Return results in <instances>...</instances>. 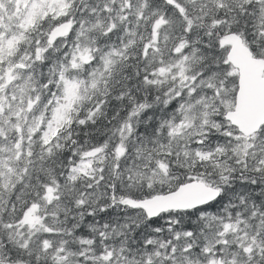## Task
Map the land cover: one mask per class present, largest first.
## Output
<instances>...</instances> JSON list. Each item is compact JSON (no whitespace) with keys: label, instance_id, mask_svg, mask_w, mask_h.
<instances>
[{"label":"rangeland","instance_id":"1","mask_svg":"<svg viewBox=\"0 0 264 264\" xmlns=\"http://www.w3.org/2000/svg\"><path fill=\"white\" fill-rule=\"evenodd\" d=\"M61 1L0 0V216H6L8 223L0 226V232L13 231L17 219H23L22 224L37 233L39 230L44 238L45 264H264V187L256 180L247 182L249 174L264 179V130L245 138L226 122V114L235 106L237 72L220 62L225 56L221 45L216 52L207 53L199 46L201 39L190 43L182 35V28L186 35L190 30L184 4L191 1L195 11L202 14L212 7L208 5L211 0H178L175 10L166 9L159 0H69L72 7L78 3L73 10L77 27L75 24L70 39L52 46L47 36L43 37L38 60L42 65L53 61L52 68L44 71L46 77L45 66L39 76L35 68L39 62L33 51L23 60V51L16 50L15 45L38 15L43 17L39 23L47 16L54 22L66 17L70 12L60 5ZM223 1L239 8L253 5L258 12L251 14L256 16V27H263L264 38V0ZM247 13L251 16L249 11L244 16ZM244 18L249 21V17ZM244 18L236 17L233 22L238 25L245 22ZM225 26V33L230 32L228 21ZM34 44L31 38L27 46L32 48ZM135 52L145 65L142 73L148 80L153 77V84L162 78L164 83L174 82L185 90L166 121L172 104H165V112L158 114L163 136L129 137L124 149L120 150L122 144L115 147L113 157L108 146L89 154L87 161L106 164L109 179L113 180L108 181L109 185L117 186V196L111 197L109 185L105 184L101 191L97 187L94 192L72 198L68 205L71 208L58 209L59 194L55 189L46 194L50 216L41 221L44 207L32 209L27 188L16 187L18 170L28 160L29 148L38 141L41 146L52 147L54 130L71 102L87 100L101 88L107 72ZM258 53L264 55V49ZM84 66L89 72L82 78ZM49 95L52 108L47 111L43 104ZM149 110L146 105L138 121ZM151 127L145 126L147 136L153 132ZM109 161L114 166L107 164ZM201 162L209 163L210 173L198 174L203 166L190 167ZM115 166L114 176L110 169ZM77 172L84 178L92 176L84 164ZM181 172H185L187 180L224 188L225 203L217 207L216 213L200 211L196 217L172 213L153 224L142 212L127 208L126 201L134 200L133 195L148 197L154 192L176 189L183 178ZM237 172L240 176L233 178L232 173ZM188 173L198 175L191 177ZM233 181L238 185L234 187ZM83 204L90 208L98 205L100 215L112 210L111 217H104V228L110 229L106 234L110 247L93 258L77 243H72L77 255L68 252L67 240L59 239L57 232H46L64 223L65 227L71 226V221H75L71 231L90 227L88 223L81 225L83 214L73 207L80 210ZM9 256L6 258L15 264L14 254ZM31 257L35 259L36 255Z\"/></svg>","mask_w":264,"mask_h":264},{"label":"trees","instance_id":"2","mask_svg":"<svg viewBox=\"0 0 264 264\" xmlns=\"http://www.w3.org/2000/svg\"><path fill=\"white\" fill-rule=\"evenodd\" d=\"M248 16H240L239 18H244ZM245 19V18H244ZM250 20V18H249ZM242 21V20H241ZM236 23V22H235ZM242 28H247L248 21L247 18L245 22L240 23ZM213 32L219 33V30H213ZM238 32H241L238 30ZM142 78L139 76L137 70L127 66L125 69L120 70L117 73V77H113V83L105 90V92L94 100V103L91 106L82 105L78 109H74L69 119L66 121L68 126V130L73 134L69 140L64 141L59 151H54L52 156H39V158L45 163V168L52 172L54 178H58V176L65 177L67 174L73 169V166L76 163H80L82 160L81 150L83 145L80 143H85V146H88L90 150L95 148H99L104 146L105 144L109 146H115L118 142L114 139H111L113 134L116 133L117 130L122 129L129 119L134 118L135 109L134 106L137 102L147 103V107L150 109L147 112V116L140 121H138L137 129H136V138L139 134L141 137L154 139L158 136H163L161 133V122L162 119L159 120V112H165L164 107L158 108L153 102H149L152 100V96L155 94L154 91L149 88L147 89L142 84ZM132 81H135L136 84H131ZM149 102V103H148ZM94 105H100V110L97 116H94ZM150 105V107L148 106ZM157 107V108H156ZM160 107V106H159ZM168 117V115H167ZM156 121H160L159 124ZM152 126L153 132L150 135H146L145 126ZM35 155V150H33L32 158ZM39 173H42V170H38ZM43 177H46V173H42ZM233 178L239 177V173H232ZM39 177V176H38ZM37 177V180H38ZM100 176H96L95 180H98ZM247 182L249 184L253 183L254 180L259 181L260 185L264 187V179L257 175H248ZM77 182L81 187V191H83L84 184H82V179L77 178ZM108 181L112 182L113 180L108 179ZM41 184H43V179L40 180ZM104 184L109 185V182ZM61 186L64 185L63 182H59ZM234 187L238 184L233 181ZM89 185H86L88 187ZM111 186H113L111 184ZM112 187H110L111 189ZM243 188V187H242ZM245 188V187H244ZM74 191L68 189L64 192L65 199H68L72 196ZM76 211L79 213V209L73 206ZM72 207V208H73ZM74 213V212H72ZM110 214V215H109ZM112 210L108 209L104 214L100 215L96 213V221L94 224H90V227L87 229L79 230L74 229L71 231L73 239L77 241H82L87 243V254L89 258L97 257L101 254V250L96 248L94 242L98 239L102 233H104L107 229L104 228L107 224L104 219L105 216L109 215L111 217ZM80 215V214H79ZM77 216L73 219L76 220ZM81 225L85 226L89 223V219L81 217ZM98 221V223H97ZM72 222L75 224V221H71L70 225L73 226ZM69 224H66V228L70 229ZM65 233H63V236ZM0 241L4 243V249L7 253H15L18 252V248H14L10 241L5 240L4 238H0ZM22 252V251H20ZM93 263V261H90ZM89 262V263H90ZM34 264H45L44 257L38 258Z\"/></svg>","mask_w":264,"mask_h":264},{"label":"water","instance_id":"3","mask_svg":"<svg viewBox=\"0 0 264 264\" xmlns=\"http://www.w3.org/2000/svg\"><path fill=\"white\" fill-rule=\"evenodd\" d=\"M167 1L170 2V0ZM68 34L69 28H66L62 32L58 31L55 37H63ZM227 43L233 46L229 60L240 69L241 75L237 113L230 116L229 119L240 128L241 132L249 135L254 124L253 131L264 123V80L262 79L264 65L253 61L236 37H227ZM195 187L201 188V192ZM210 195V191L199 185H192L183 187L179 192L165 197H156L153 200L139 203L130 202V206L144 209L148 217L153 219L170 210L185 211L202 206L211 200Z\"/></svg>","mask_w":264,"mask_h":264},{"label":"bare ground","instance_id":"4","mask_svg":"<svg viewBox=\"0 0 264 264\" xmlns=\"http://www.w3.org/2000/svg\"><path fill=\"white\" fill-rule=\"evenodd\" d=\"M107 45H108V44H107ZM141 134H142V133H141ZM141 134H139L137 137H140V138H142V137H141ZM244 192H245V191H244ZM257 205H258V204H257ZM263 208H264V207H263ZM262 210H263V209H262Z\"/></svg>","mask_w":264,"mask_h":264}]
</instances>
